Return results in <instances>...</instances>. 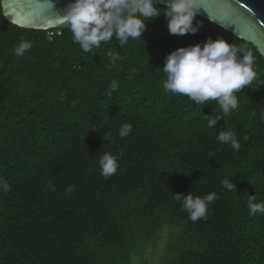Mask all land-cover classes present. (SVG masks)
I'll return each mask as SVG.
<instances>
[{
  "label": "trees",
  "instance_id": "16d2710c",
  "mask_svg": "<svg viewBox=\"0 0 264 264\" xmlns=\"http://www.w3.org/2000/svg\"><path fill=\"white\" fill-rule=\"evenodd\" d=\"M198 21L195 34L171 35L161 14L143 40L121 48L113 38L85 53L65 26L10 23L0 0V181L10 189L0 188V264H264V214L247 207L250 195L264 202V58ZM209 37L251 50L257 71L236 93L238 109L211 129L204 114L214 102L165 92L161 68L169 52ZM22 38L33 48L18 58L11 50ZM124 123L133 131L121 138ZM221 131L241 148L219 143ZM106 152L120 154L108 179L99 171ZM226 177L236 190L223 188ZM189 192L217 194L207 218L192 222L175 199Z\"/></svg>",
  "mask_w": 264,
  "mask_h": 264
},
{
  "label": "clouds",
  "instance_id": "9594fccd",
  "mask_svg": "<svg viewBox=\"0 0 264 264\" xmlns=\"http://www.w3.org/2000/svg\"><path fill=\"white\" fill-rule=\"evenodd\" d=\"M221 4L219 11H225ZM157 0H69L60 9L58 25L69 29L74 44H78L82 52L100 49L102 43L107 44L113 38L124 47L129 40H140L150 20L161 14L167 18L168 32L171 35L183 36L195 34L202 27V22L194 23L201 12L198 0H162L163 7H158ZM211 20V18L209 17ZM143 40V39H142ZM33 48L31 39L22 38L11 50L15 57H23ZM111 62L116 63L120 57L109 51ZM254 54L235 42H228L222 37L207 38L203 44L195 43L187 47H179L169 52L162 68L166 79L163 82L167 93L187 96L196 105H211L215 108L211 114H204L208 128H214L218 121L238 109L239 101L236 93L252 85L257 79ZM116 80L109 85V94L118 89ZM133 131L130 123H124L119 129L121 138L127 137ZM104 141L107 137L104 135ZM221 144L229 145L234 151L241 148L236 134L231 131H221L217 136ZM120 154L104 153L99 159L100 174L108 179L119 168ZM223 188L233 191L236 185L233 178L221 181ZM0 188L9 191V185L0 181ZM55 191V186L49 184ZM66 193L75 191L74 186H68ZM175 199L182 201L183 210L187 211L192 222L207 218L209 206L217 199V194L211 192L203 196H193L189 193L174 194ZM250 214H264V202H256L254 195L247 201Z\"/></svg>",
  "mask_w": 264,
  "mask_h": 264
},
{
  "label": "water",
  "instance_id": "95a60500",
  "mask_svg": "<svg viewBox=\"0 0 264 264\" xmlns=\"http://www.w3.org/2000/svg\"><path fill=\"white\" fill-rule=\"evenodd\" d=\"M69 0H2L5 18L22 28L48 30L58 25L57 12ZM158 5L164 6L162 0ZM198 0V14L251 43L264 58V0ZM211 18V20L209 19Z\"/></svg>",
  "mask_w": 264,
  "mask_h": 264
}]
</instances>
